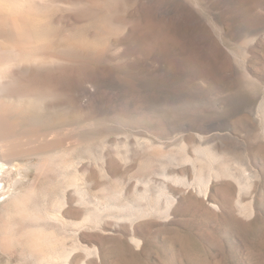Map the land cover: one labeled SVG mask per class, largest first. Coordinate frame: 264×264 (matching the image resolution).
Wrapping results in <instances>:
<instances>
[{"label":"rangeland","instance_id":"obj_1","mask_svg":"<svg viewBox=\"0 0 264 264\" xmlns=\"http://www.w3.org/2000/svg\"><path fill=\"white\" fill-rule=\"evenodd\" d=\"M84 1L87 10L90 0ZM98 2L96 27L86 23L81 30L85 39L94 30L99 37L100 98L115 108L114 117L171 100V109L161 104L166 131L158 137L152 124L151 131L128 126L131 172H80L87 201L70 190L66 208L79 215L64 223L33 225L22 216L32 208L46 215V203L62 192L60 172L37 177L32 168L22 177V192L37 178L33 206L13 207L8 191L0 190V205L7 203L0 206V264H264V0H112L111 30L109 2ZM48 10L43 15L61 29L60 12ZM198 119L216 128L213 141L201 137ZM102 124L125 152L117 123ZM207 146L215 158L195 150Z\"/></svg>","mask_w":264,"mask_h":264},{"label":"bare ground","instance_id":"obj_2","mask_svg":"<svg viewBox=\"0 0 264 264\" xmlns=\"http://www.w3.org/2000/svg\"><path fill=\"white\" fill-rule=\"evenodd\" d=\"M85 2L87 1L0 0V190H7L14 203L13 207L16 205L19 208L21 204L30 205L32 198L38 195L37 178L31 182L30 189L25 192L19 190L20 183H24L22 177L32 172V168L37 177L44 175L47 177L50 172H60L61 177H64L61 195L56 194L55 199L46 203L48 206L46 215L41 211L36 212L34 208L28 211V214L24 213V209L22 210L24 222L27 219L28 222L32 221L33 225L34 222L41 220L64 223L66 217L79 215L77 210L66 208V204L70 202L66 196L70 195V190H74L80 196L78 200L87 201L84 200L85 175L80 172H131L132 167L128 164L129 135L124 130L133 125L135 128L142 127L146 131H151L153 125L152 132L160 137L166 131L161 104L167 105L166 109H171L168 106L174 105L171 100L163 103L152 101L153 103L146 110L139 111L134 116L131 115L132 117L128 114L130 113L128 109H123L121 115L114 117L115 108L100 98L102 85L99 37L96 36V30L86 38L88 40L82 33L86 23L96 27L100 15L99 2L90 0L87 10L84 8ZM108 2L106 24L111 30L115 15H113L112 0ZM49 8L60 12L56 22L58 26L61 25V29L55 30L51 19L47 18L46 14L43 15V12ZM63 24H69L71 28L63 29ZM73 31L77 32L75 36ZM85 64H88V67H85ZM84 67L88 68L87 73H84ZM108 68V72L111 73V67ZM112 78L114 80V77ZM105 85L106 89H111V80L107 79ZM74 111H80L87 116L73 119L65 115L61 116V119H48L40 115L43 112ZM198 120L197 128L206 133V135L201 134V137L207 142L213 141L216 137L214 133L216 128L207 127L204 120ZM115 122L120 128L117 129V133L126 135L123 146L125 152L121 151V146L117 148V141L115 143L109 140L113 131L105 132L101 126L102 123ZM94 147L95 155H93ZM195 150L207 154L210 159L218 155L208 146L195 147ZM78 151L80 153H77ZM138 154L142 153L136 152V155ZM86 158L90 159L91 166L83 165ZM117 158L124 165H117ZM23 160H28V163H23ZM68 172H76L74 173L76 175L68 179L66 178ZM244 172H247V169ZM80 174L82 177H79ZM91 190L94 188L91 187ZM50 193L48 191L45 194L48 197ZM142 193L139 198H146ZM98 196L95 195L96 198ZM60 197L63 198L62 201ZM171 199L174 201L173 197ZM19 209H16L18 214L21 213ZM11 211L8 214H11ZM11 225L12 230H5L8 231V235H12L9 233L15 227L14 223ZM30 230L27 232H31ZM34 234L31 233V236ZM73 249L75 251L77 247Z\"/></svg>","mask_w":264,"mask_h":264}]
</instances>
